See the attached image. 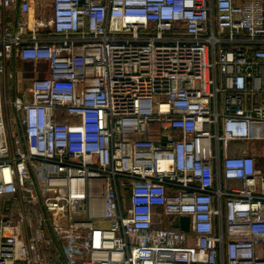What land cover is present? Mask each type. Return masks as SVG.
Masks as SVG:
<instances>
[{"label": "built area", "instance_id": "2783aa9c", "mask_svg": "<svg viewBox=\"0 0 264 264\" xmlns=\"http://www.w3.org/2000/svg\"><path fill=\"white\" fill-rule=\"evenodd\" d=\"M256 143L264 0H0V264H264Z\"/></svg>", "mask_w": 264, "mask_h": 264}, {"label": "rangeland", "instance_id": "374dc122", "mask_svg": "<svg viewBox=\"0 0 264 264\" xmlns=\"http://www.w3.org/2000/svg\"><path fill=\"white\" fill-rule=\"evenodd\" d=\"M249 147L259 157L261 155H263V153H264V149H263L264 147L262 144H258V143L251 144ZM259 160H260V158H259ZM170 225H171L170 223L167 224V226H170Z\"/></svg>", "mask_w": 264, "mask_h": 264}, {"label": "water", "instance_id": "95a60500", "mask_svg": "<svg viewBox=\"0 0 264 264\" xmlns=\"http://www.w3.org/2000/svg\"><path fill=\"white\" fill-rule=\"evenodd\" d=\"M189 221H190V218L188 216H181L180 217V228L182 230L188 231L189 230Z\"/></svg>", "mask_w": 264, "mask_h": 264}]
</instances>
